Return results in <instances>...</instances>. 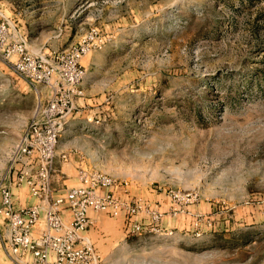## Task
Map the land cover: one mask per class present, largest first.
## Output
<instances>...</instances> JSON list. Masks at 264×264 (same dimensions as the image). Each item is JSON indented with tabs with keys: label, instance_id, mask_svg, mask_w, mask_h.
I'll return each mask as SVG.
<instances>
[{
	"label": "rangeland",
	"instance_id": "374dc122",
	"mask_svg": "<svg viewBox=\"0 0 264 264\" xmlns=\"http://www.w3.org/2000/svg\"><path fill=\"white\" fill-rule=\"evenodd\" d=\"M0 24V211L3 189L33 206L14 150L50 95L8 59L22 48L56 82L82 73L53 182L64 163L71 188L114 181L81 234L95 264H264V0H0ZM10 221L0 264H31Z\"/></svg>",
	"mask_w": 264,
	"mask_h": 264
},
{
	"label": "built area",
	"instance_id": "2783aa9c",
	"mask_svg": "<svg viewBox=\"0 0 264 264\" xmlns=\"http://www.w3.org/2000/svg\"><path fill=\"white\" fill-rule=\"evenodd\" d=\"M5 24H0V51L8 45ZM14 54L15 70L35 91L47 86L50 95L46 106L20 137L14 150V160L19 163V183L28 188L38 203L28 208L16 209L13 193L2 191L0 213L9 217V244L15 252L27 251L32 255L31 264H95L93 246L81 236L92 225L91 211H104L109 200L108 191L113 180L102 174L81 177L82 186L55 192L53 175L57 173V147L64 133L68 118L76 110V98L84 97L80 88L82 73L72 67L61 75L62 82L53 80L54 71L39 58L24 49L7 52L11 61ZM65 158V157H64ZM111 203V202H110ZM64 211L70 213L68 225ZM45 228L34 235L39 223ZM0 232V242L2 241Z\"/></svg>",
	"mask_w": 264,
	"mask_h": 264
},
{
	"label": "crops",
	"instance_id": "0c3cea01",
	"mask_svg": "<svg viewBox=\"0 0 264 264\" xmlns=\"http://www.w3.org/2000/svg\"><path fill=\"white\" fill-rule=\"evenodd\" d=\"M59 154V153H58ZM59 159V156L57 157ZM57 159V165H59V160ZM66 165L67 164H62L61 166V169L58 170L60 174V176H56L55 177V180L53 182V189L54 191L57 193V192H62L65 190L64 186L67 185L68 187L66 189H69L71 188L69 183H73L74 185H76L78 182H77V176H76V173H79L80 172V166L79 165H71L72 168H73V171L76 172L74 174H68L65 169H66ZM14 195H15V203L16 205H20V206H27V205H34V204H37L38 201L33 198L30 193H29V190L27 187L25 188H20V189H17V188H14ZM65 215V219L66 221H69L70 220V213L68 212H64ZM45 228V225H44V222L41 221L37 227V229H35L34 231V235H39V233Z\"/></svg>",
	"mask_w": 264,
	"mask_h": 264
}]
</instances>
